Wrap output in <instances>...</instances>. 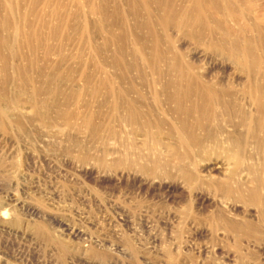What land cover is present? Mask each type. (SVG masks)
Instances as JSON below:
<instances>
[{"label": "rangeland", "instance_id": "obj_1", "mask_svg": "<svg viewBox=\"0 0 264 264\" xmlns=\"http://www.w3.org/2000/svg\"><path fill=\"white\" fill-rule=\"evenodd\" d=\"M241 3L227 23L239 30V7L264 15V0ZM131 13L126 0H0V264H264V147L238 161L218 142L236 130L223 117L191 118L200 144L180 139L145 60L148 14ZM209 57L223 81L264 85ZM126 95L147 111L133 120Z\"/></svg>", "mask_w": 264, "mask_h": 264}, {"label": "bare ground", "instance_id": "obj_2", "mask_svg": "<svg viewBox=\"0 0 264 264\" xmlns=\"http://www.w3.org/2000/svg\"><path fill=\"white\" fill-rule=\"evenodd\" d=\"M126 1L130 3L131 14L138 15L141 6L148 14L147 28L154 39L155 54L151 59L147 56L144 59L157 74V82L166 80L160 84L162 89L159 94L174 105L173 112L182 118L180 139L190 148L193 143H199L194 131L187 129L191 118L196 119L194 126L191 124L193 129H205L207 120L223 117L236 130L217 131L218 142L234 145L238 149V161H242V155L250 144L259 149V154L262 153L264 85L249 81L239 88L234 83L223 81L219 73H212L200 65V58L211 62L214 61L209 57L212 55L223 59L224 63H229L242 74L252 76L260 73L264 76V15L254 16L251 13L252 16L249 6L243 5L246 0H240L243 7H239V12L247 16L248 21L239 30L227 24L232 20L237 8L233 3L237 0ZM157 25L164 29L168 39L166 48L158 35ZM174 26L178 34L170 35L168 30ZM249 33L254 35L249 36ZM184 39L189 41L187 47L179 45ZM7 44L8 40L4 38L2 45ZM139 94L145 98L142 93ZM126 96V105L133 120L147 111L144 104ZM116 99L119 101L121 97Z\"/></svg>", "mask_w": 264, "mask_h": 264}]
</instances>
